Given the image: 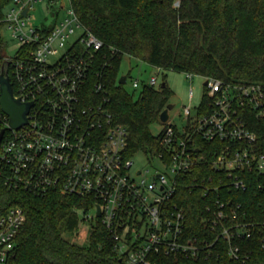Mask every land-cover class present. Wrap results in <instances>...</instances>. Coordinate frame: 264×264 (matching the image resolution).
I'll list each match as a JSON object with an SVG mask.
<instances>
[{
  "label": "built area",
  "instance_id": "2783aa9c",
  "mask_svg": "<svg viewBox=\"0 0 264 264\" xmlns=\"http://www.w3.org/2000/svg\"><path fill=\"white\" fill-rule=\"evenodd\" d=\"M37 3L46 8L40 22L31 12ZM103 45L70 0H0V77L16 100L33 104L17 129L0 104V183L88 200L80 219L105 227L127 264H156L161 255L198 260L221 248L245 263L248 241L264 252V216L249 214L237 195L264 190V85L205 79V111L191 117L186 107L183 128L166 122L157 135L162 150L146 156L159 168L135 171L128 130L115 121L101 76H92ZM132 86L160 88L155 77ZM186 179L206 198L202 223L211 239L186 236L184 208L172 202ZM24 222L20 207L0 216V264L11 263Z\"/></svg>",
  "mask_w": 264,
  "mask_h": 264
},
{
  "label": "trees",
  "instance_id": "16d2710c",
  "mask_svg": "<svg viewBox=\"0 0 264 264\" xmlns=\"http://www.w3.org/2000/svg\"><path fill=\"white\" fill-rule=\"evenodd\" d=\"M70 0L80 21L103 42L92 64V76H101L115 121L128 130L127 157L160 152V137L150 127L170 104L165 87H145L139 97L119 84L125 56L165 71H176L231 84L264 85V0ZM208 102L206 89L199 113ZM209 169L198 170V174ZM195 173V171H194ZM183 181L172 202L184 208L186 236L211 239L202 223L206 198ZM249 214L264 216V190L239 192ZM20 207L24 225L17 237L10 264H127L110 233L99 222L91 225L87 246L66 235L80 227L77 210L88 211V200L51 192L38 196L0 183V216ZM251 256L236 263L216 250L212 257L193 260L182 256H156V264H264V252L246 242Z\"/></svg>",
  "mask_w": 264,
  "mask_h": 264
},
{
  "label": "rangeland",
  "instance_id": "374dc122",
  "mask_svg": "<svg viewBox=\"0 0 264 264\" xmlns=\"http://www.w3.org/2000/svg\"><path fill=\"white\" fill-rule=\"evenodd\" d=\"M68 4V1H65ZM178 5V0L175 6ZM37 18V22L41 21L42 16L46 13L44 3H37L34 9L31 11ZM52 18L47 21V25H50ZM120 75L127 76L128 80L123 85L126 91L135 95V98L139 97L140 89L135 90L132 86L133 81L139 80L141 82H148L152 77L157 78V86L161 87L163 83H166L167 88L171 92L170 104L173 108L169 111L168 124L183 128L187 124V117L184 114L186 107L191 108V117L195 116V109L198 108L203 100L204 95V83L205 79L200 76L189 77L185 73L176 71H165L154 66L149 65L147 62L136 60L132 57L125 56L120 64ZM190 93L192 96L190 98ZM165 126V123L160 119L154 123L151 127V133L157 136L161 133ZM133 170L149 169L153 172L155 168H159L156 160L150 161L144 154H137L132 158ZM90 216L93 212L89 213ZM83 217L80 212V218ZM91 224L88 221L81 220L80 227L72 233L66 235V238L71 242L87 246L89 241V233Z\"/></svg>",
  "mask_w": 264,
  "mask_h": 264
},
{
  "label": "water",
  "instance_id": "95a60500",
  "mask_svg": "<svg viewBox=\"0 0 264 264\" xmlns=\"http://www.w3.org/2000/svg\"><path fill=\"white\" fill-rule=\"evenodd\" d=\"M26 13V11L24 12ZM127 76H121L119 79V84L124 85L126 83ZM206 85V83H205ZM0 86H1V99L0 104L3 111L10 117V122L12 127L20 128L27 123L26 115L29 112L32 103L22 104L19 100H16L13 96V90L9 80L1 76L0 77ZM165 83L161 87H165ZM173 108L172 104L167 105L165 110L160 115V121L163 123L168 122L169 120V111ZM1 139V135H0ZM99 213V210H98Z\"/></svg>",
  "mask_w": 264,
  "mask_h": 264
}]
</instances>
